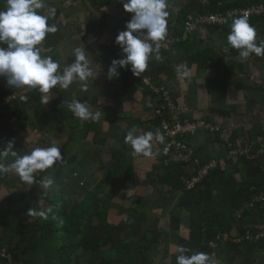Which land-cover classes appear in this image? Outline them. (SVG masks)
<instances>
[{
	"label": "crops",
	"instance_id": "0c3cea01",
	"mask_svg": "<svg viewBox=\"0 0 264 264\" xmlns=\"http://www.w3.org/2000/svg\"><path fill=\"white\" fill-rule=\"evenodd\" d=\"M258 1L247 7L264 4ZM44 2L56 8L49 22L58 31L47 35L52 44L45 39L41 55L59 60L63 68L74 62L73 49L84 44L97 78L89 80L87 91L81 90L79 82L68 90L53 89L47 105L39 106L35 98L27 100V107L17 113V128L9 129L3 120V131L11 135L0 139V148L15 137L26 152L55 144L67 163L36 174L37 181L49 172L54 178L51 189L38 191L39 202L62 194L69 212L92 194L93 213L83 224H73L71 231L69 225L44 226L33 219V224H0L4 249L14 246L16 228L15 246L30 247L20 250L19 257L34 264H55L61 259L67 264H176L179 246L209 254L211 264H264V246L238 242L244 233L241 225L231 226L230 233L210 229L217 221L227 222L236 190L264 185V57L241 60L238 50L230 48L229 64L214 61L207 71L193 64L184 79L172 72L175 68H161V62L152 60L144 74L172 94L183 118L203 120L219 130L212 138L202 133L193 139L195 154L187 163L173 162L158 143L153 145L154 157L133 156L124 142L127 132L133 127L138 135L155 132L160 122L148 107L154 99L150 88L136 81L130 66L120 69L117 79L106 77L111 61L123 55L115 42L129 21L120 13L122 3L109 0L98 10L74 0ZM249 22L257 30V42L264 40V15ZM73 100L101 110L104 117L95 123L80 121L67 109ZM226 143L231 150L243 147L248 155L239 159L230 155L224 171H209L195 189L187 190L186 179L197 175L206 160H223ZM198 215H202L200 224L193 221ZM249 225L264 231V223Z\"/></svg>",
	"mask_w": 264,
	"mask_h": 264
},
{
	"label": "clouds",
	"instance_id": "9594fccd",
	"mask_svg": "<svg viewBox=\"0 0 264 264\" xmlns=\"http://www.w3.org/2000/svg\"><path fill=\"white\" fill-rule=\"evenodd\" d=\"M120 2L131 18L126 30L119 32L116 37L115 42L123 55L111 61L106 73L108 80L119 78V70L128 69L129 66L133 76L140 77L152 60L162 62L161 42L168 32L170 0ZM55 15L56 8L46 7L44 0H5L4 7L0 9V78L6 80L9 88L23 92L38 90L41 103L45 105L50 103L53 89L59 87L68 90L73 83L79 82L81 90L87 91L89 80L97 78L89 60L90 53L84 44L73 49L74 62L63 68L59 60L41 55L46 36L58 31L55 24H49L50 18ZM227 44L231 49L238 50L241 60H248L253 55L264 57V40L257 42V30L250 24L247 14L233 19ZM224 51L228 52L229 48ZM175 72L181 79L190 75V70L184 64L175 65ZM19 99L27 102L29 98L21 95ZM67 109L82 122L95 123L104 117L101 110L78 100L68 103ZM124 142L130 145L133 156L152 158L155 155L154 143L164 144L165 136L159 130L138 135L137 129L133 127L127 132ZM15 143L13 138L0 148V176L14 173L23 183L32 185L37 183L36 174L67 163L55 144L35 147L30 153L21 155L15 149ZM39 183L43 189H51L54 184L52 173L49 172ZM53 212V207L41 206L39 209H29L27 214L47 220ZM177 251L176 264H211V257L205 252H192L183 246H179Z\"/></svg>",
	"mask_w": 264,
	"mask_h": 264
},
{
	"label": "rangeland",
	"instance_id": "374dc122",
	"mask_svg": "<svg viewBox=\"0 0 264 264\" xmlns=\"http://www.w3.org/2000/svg\"><path fill=\"white\" fill-rule=\"evenodd\" d=\"M74 1L77 3L83 2L86 7L90 6L98 10L99 8L106 6V4L109 2V0ZM236 3L238 2L235 0H170L168 32L165 40L161 42L162 46L160 54L163 57V60L160 63L161 68L167 66L175 68V65L184 64L189 70H191L193 64H200V66L203 65L202 67L205 70L214 61H218L221 63L226 62L227 64H229L232 53L230 51L229 45L227 44V36L231 31L232 20H229L228 22L226 20L221 24H206L203 21L205 17H209L211 14L217 13L223 16L230 13L231 10L243 9L240 7L235 8ZM0 5L4 7L5 0H0ZM226 8L228 9L226 10ZM213 9L214 11H212ZM120 13L125 14V17H128V20H130L131 14L126 13L124 9H122ZM201 18H203V20ZM187 22L193 25L191 26L192 28L189 27L187 29ZM225 48H229V51L225 52ZM196 56L199 57V59L191 61V59ZM226 63H224V65H226ZM172 72L174 73L175 70H172ZM228 82L230 87V80H228ZM5 90L7 92L6 94H4ZM166 92H168L172 101L177 105L172 94L169 91ZM29 93H31V91L23 92L14 88H9L6 84V80L4 78H0V121L6 120L8 122L9 129H15L17 128L18 124H20L19 121H17V113L22 107L26 108L29 103L28 101L22 102L19 97L21 95L27 96L29 95ZM3 94L5 96H3ZM181 113L183 114V111H181ZM212 128L214 129V127ZM202 133L209 136L210 138L214 137L212 136L214 134H211L210 131H202ZM10 135L11 134H4L3 136L8 137ZM194 138L195 137L188 139L187 142L189 145V150L186 152V154L181 155L179 152L173 150L167 151L173 158V162L187 163L191 160L192 156L195 154V149L190 145V143H192ZM15 141V149L18 150L21 155L28 154L30 153V151H32L33 148L29 149V152H26L18 137H15ZM223 149V162L221 160L218 161L213 158L211 160L208 159L206 160V164L204 165V167L202 169H199L197 174L206 170L208 167L210 168L209 171H224L226 169V163L230 162V155H235L237 159L248 155V153L246 152L247 150L243 149V147H233L231 150L230 143H226ZM5 163H7V161H5ZM188 180H190V177L186 179V181ZM41 189L42 186L39 181H37V183L35 184L27 185L23 183L20 180L19 176L14 173H8L0 176V224H20V212L27 206L34 207L37 205L48 207L49 205H47L44 201L39 202L40 195L38 194V191H41ZM34 193L38 196L37 198L33 197ZM86 197L87 196H85V199ZM11 199H14V201L19 203L17 206L15 205L16 208L14 206H10V201H12ZM81 200L84 199L82 198ZM251 209V218L249 219V223H264V214L260 210V207L255 206ZM4 212H8L6 218L3 217ZM25 224H33V221L30 219ZM15 230L16 228L12 230L13 235H15L13 236V247L16 253L20 254L19 251H24V248L15 246V237L18 231ZM249 230H252V232L258 231V229L256 228H249L248 231ZM1 233L2 227L0 228V264H8L5 258H8L12 262L11 264H22L19 262H15L13 256L10 254V249H8V247L4 249L5 246L1 243L3 237ZM18 239L20 240L21 236H19Z\"/></svg>",
	"mask_w": 264,
	"mask_h": 264
},
{
	"label": "built area",
	"instance_id": "2783aa9c",
	"mask_svg": "<svg viewBox=\"0 0 264 264\" xmlns=\"http://www.w3.org/2000/svg\"><path fill=\"white\" fill-rule=\"evenodd\" d=\"M247 14L249 20L253 17L264 15V4L254 5L251 7L243 8L241 10L234 9L226 15L211 14L209 17H205L204 23L206 24H221L222 22L233 21L234 18L240 17ZM203 20V18H201ZM187 29L193 26L187 22ZM136 81H142L146 88H150L153 94V101L148 104L149 109L153 113V118L160 122V126L155 129V132L159 130L165 136V143L161 144L167 151H177L181 155L186 154L189 150L188 139L196 137L202 131H210L211 134H215L217 129H213L211 125L207 124L203 120L189 121L182 117L180 108L172 101L168 92L160 89L151 77L146 76L144 73L140 77H136ZM209 167L193 176L190 180L186 181V188L189 191L195 189L199 182L202 181L209 173ZM259 206L260 210L264 214V189L260 190L258 195L255 197L251 204H248L239 209L235 217L238 221L243 219L245 209L251 211L253 207ZM252 228L250 225L246 228V231L242 234L241 239L238 242H244L249 246H264V231H253L249 230ZM222 237L219 235L217 238ZM227 239V236H223V239ZM10 264L12 263L8 258H5Z\"/></svg>",
	"mask_w": 264,
	"mask_h": 264
},
{
	"label": "trees",
	"instance_id": "16d2710c",
	"mask_svg": "<svg viewBox=\"0 0 264 264\" xmlns=\"http://www.w3.org/2000/svg\"><path fill=\"white\" fill-rule=\"evenodd\" d=\"M263 2V1H262ZM260 3L258 0H252L251 3L249 2H238L236 3V7H240V8H246L247 6H249L250 4H257ZM216 6V5H215ZM3 6L0 5V9ZM234 8V7H233ZM228 8H226L227 10ZM214 11V9L212 10ZM216 11V9H215ZM212 13V12H211ZM214 13V12H213ZM252 20V19H251ZM249 20V21H251ZM50 24V22H49ZM46 40H47V44L51 45L52 44V40L50 39L49 36H46ZM199 57H194L193 59H191V61L194 60H198ZM6 90L5 93L6 94ZM3 94V96H5ZM28 96V100H31V98H35L39 104V106H42L43 104L41 103V94L39 93L38 90H32L31 93H29ZM4 122L0 121V139L3 138V134L4 133H11V132H4ZM75 177H78L77 174H74ZM74 180H76L74 178ZM261 189H264V185L261 186H257L254 188H241L236 190L232 200H231V206L229 204L228 207V213H227V222L221 221V222H216V224H214L213 226L210 227V229L215 232V233H230L231 230V226L233 227L234 224L236 225H241V231L243 230L244 232L246 231V228L249 226V219L251 218V213L248 209H245L244 215H243V219L241 221H238L235 217V211L238 209H241L242 207L250 204L252 201H254L255 197L258 195L259 191ZM93 199V195L89 194L87 195L86 199L84 200V202L82 204H78V206L76 208H74L72 211L67 210V202L65 197H63V195H53L51 198H46L43 197V201L49 205L48 207H53L54 212L53 214L49 215V218L47 220H42L40 218H34L30 215H28V211L29 209H32L33 207L31 206H27L26 208H23V210L20 212L19 218H20V224H25L27 223L30 219H33L35 221V224H65L66 227H70V231L72 229H74L76 227V225L73 224H83L84 221H87V219L89 218V216L93 213V207L91 206V201ZM12 201H10V206L11 207H15V205L17 206L19 203L14 201V199H11ZM14 201V202H13ZM96 203V202H95ZM45 208H47L46 206H44ZM16 208V207H15ZM39 209V208H38ZM7 213L4 212L3 217L6 218L7 217ZM53 215L55 216V219L53 218ZM202 215H198L196 217L193 218V221L195 223H199V218ZM231 218V221H230ZM225 223V224H224ZM200 224V223H199ZM231 224V225H230ZM201 226V225H200ZM202 228L204 229L205 226H202ZM17 231V229H16ZM49 232V228H46V232ZM47 232V233H48ZM207 233V232H205ZM3 241V240H2ZM1 241V243H2ZM10 254L13 256L15 262H19L22 264H34L33 261L31 260H23L20 259L19 254L16 253V251L13 249V244H11L10 246ZM28 249L30 247H27ZM27 248L22 251V252H26ZM229 251L232 249H235L236 246L233 245L232 249H230V247H228ZM71 249V248H70ZM67 251V250H66ZM59 257V256H58ZM61 258V257H59ZM63 259H61L62 261ZM7 261V260H6ZM60 262H55V264H60ZM67 261V260H66ZM65 260L63 261L64 263L66 262ZM63 262L61 264H63ZM8 264H10L7 261ZM67 264V262L65 263ZM71 264V262L69 263ZM91 264H96L94 261Z\"/></svg>",
	"mask_w": 264,
	"mask_h": 264
}]
</instances>
